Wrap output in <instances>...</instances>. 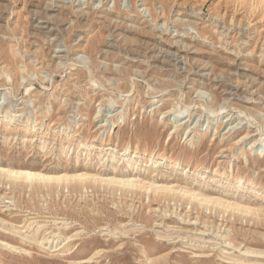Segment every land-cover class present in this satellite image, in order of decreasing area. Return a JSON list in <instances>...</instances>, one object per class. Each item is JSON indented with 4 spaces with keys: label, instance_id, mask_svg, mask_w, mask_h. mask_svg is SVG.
Returning <instances> with one entry per match:
<instances>
[{
    "label": "rangeland",
    "instance_id": "1",
    "mask_svg": "<svg viewBox=\"0 0 264 264\" xmlns=\"http://www.w3.org/2000/svg\"><path fill=\"white\" fill-rule=\"evenodd\" d=\"M47 1L0 0V168L259 212L0 176V264H264V0Z\"/></svg>",
    "mask_w": 264,
    "mask_h": 264
},
{
    "label": "bare ground",
    "instance_id": "2",
    "mask_svg": "<svg viewBox=\"0 0 264 264\" xmlns=\"http://www.w3.org/2000/svg\"><path fill=\"white\" fill-rule=\"evenodd\" d=\"M61 2V1H60ZM57 2V0H48L44 7L40 10H36V12H33V15L39 17L40 19H42L43 17L42 12L45 11L46 13H48L51 10H54L57 8L56 12H57V17L59 18L60 16H62L63 14H70L72 16H76L84 18L86 17L87 13L85 12L84 9L82 8H78V6H74V5H65L66 3L63 2ZM76 2V1H75ZM72 4V3H71ZM80 4V3H79ZM36 9V6H35ZM76 9V10H75ZM43 10V11H42ZM103 14V13H102ZM125 15V14H124ZM89 16V15H88ZM190 16V15H189ZM51 17V15H50ZM193 17V16H192ZM80 18V19H81ZM103 18V21H105V23H109V22H113V20L115 21V27H117L118 25H120L122 23L121 20H119L117 18V16H113L110 17V14L105 15L104 17H100ZM129 18V17H128ZM128 20V19H127ZM83 21V20H82ZM78 22V21H77ZM124 22V21H123ZM74 23V22H73ZM40 24V23H39ZM129 24V23H128ZM75 25V24H74ZM40 25H35L34 29L36 31H39L37 34L39 35H43V32H41L39 27ZM131 26V24H130ZM137 27V26H136ZM54 28V26H53ZM49 29V28H48ZM44 31V30H43ZM118 31V30H117ZM45 33V32H44ZM123 35V39L122 41L125 42L126 44H132V38L129 37V35H124L123 33H121ZM127 34V33H126ZM47 35V34H45ZM120 36V35H119ZM173 40V39H172ZM159 41V40H158ZM181 41V40H180ZM175 42V41H174ZM177 42V41H176ZM160 43V42H159ZM179 42H177L176 44H178ZM164 44V43H163ZM180 44V43H179ZM178 44V45H179ZM185 45V43H182ZM112 45V44H111ZM181 47V46H180ZM189 47V45H188ZM125 48V47H124ZM185 48V46H183V49ZM164 49V48H163ZM167 50V49H166ZM180 49L177 48V51H179ZM188 50V49H187ZM196 50V49H195ZM163 52V51H162ZM171 52V51H170ZM161 53V52H160ZM165 53V52H164ZM169 53V51H168ZM167 53V54H168ZM190 53V52H189ZM165 55V54H164ZM178 56V55H177ZM176 57V56H175ZM61 61V60H60ZM63 61V60H62ZM70 62V61H69ZM68 62V63H69ZM183 62V61H182ZM187 75V74H186ZM165 87V86H164ZM167 92V91H166ZM220 107V106H219ZM218 107V109H219ZM210 109H212L209 106ZM231 108V107H230ZM208 109V108H207ZM206 109V110H207ZM209 109V110H210ZM217 109V108H216ZM213 110V109H212ZM211 110V111H212ZM223 110H225L223 108ZM213 112V111H212ZM217 112V111H216ZM220 112V111H219ZM222 112V111H221ZM243 113V112H241ZM244 114V113H243ZM10 121H15V119L11 116V117H7ZM36 121V125H37ZM176 165H180L179 163H176ZM0 176L5 177L6 179L10 180L11 182H19V181H24L26 182L29 186L33 185L34 182H38L41 184H52V183H56L58 184V186H60L63 183H68L69 181L73 180L75 183L79 184L81 183V185L85 182H94V183H102L104 185H113L115 187L118 188H132V189H137V190H144V191H153L155 194H157L158 192L164 194V195H171V196H178V198L180 197V199L182 200H187L191 203L194 202H198L199 204H212L215 207H223L225 208V210L227 209H232L233 211L236 210H241L244 211L246 213H257L259 212L258 209H252L251 207H248L246 205H241L240 203L233 201H224L222 198H214L211 195H207V194H203V193H198L193 191L192 189H185V188H177L174 186H162V187H147L146 185H143L142 183H138L135 180H130V179H124V178H120V177H113L110 179H105V178H101L98 179L95 176H89L86 174H72V175H64V176H56V175H46L43 174L41 172H36V171H32L29 169L26 170H15L12 168H0ZM244 183L242 181H238L236 183L237 189L240 188L241 186H243ZM241 202V201H240Z\"/></svg>",
    "mask_w": 264,
    "mask_h": 264
}]
</instances>
